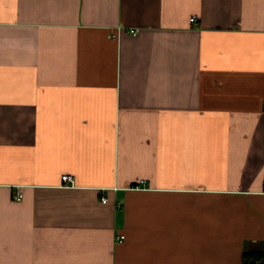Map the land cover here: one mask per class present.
Listing matches in <instances>:
<instances>
[{
	"label": "crops",
	"instance_id": "obj_1",
	"mask_svg": "<svg viewBox=\"0 0 264 264\" xmlns=\"http://www.w3.org/2000/svg\"><path fill=\"white\" fill-rule=\"evenodd\" d=\"M263 242L264 0H0V264Z\"/></svg>",
	"mask_w": 264,
	"mask_h": 264
},
{
	"label": "trees",
	"instance_id": "obj_2",
	"mask_svg": "<svg viewBox=\"0 0 264 264\" xmlns=\"http://www.w3.org/2000/svg\"><path fill=\"white\" fill-rule=\"evenodd\" d=\"M242 264H264V242L260 248L245 249Z\"/></svg>",
	"mask_w": 264,
	"mask_h": 264
},
{
	"label": "built area",
	"instance_id": "obj_3",
	"mask_svg": "<svg viewBox=\"0 0 264 264\" xmlns=\"http://www.w3.org/2000/svg\"><path fill=\"white\" fill-rule=\"evenodd\" d=\"M196 19V17L195 16H192L191 17V20L193 21V20H195ZM132 32H136V29H132ZM63 179L65 180V181H72L73 180V177L71 176V175H68V174H66V175H64L63 176ZM16 198L17 199H20L21 198V194H18L17 196H16ZM103 200H106V198H103ZM124 239V235H120L119 237H117V240L118 241H122Z\"/></svg>",
	"mask_w": 264,
	"mask_h": 264
}]
</instances>
